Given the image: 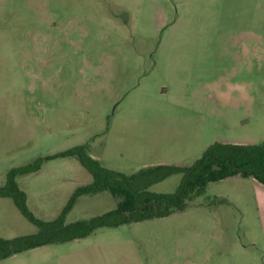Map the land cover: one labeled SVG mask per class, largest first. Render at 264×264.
I'll return each mask as SVG.
<instances>
[{"label":"rangeland","instance_id":"rangeland-1","mask_svg":"<svg viewBox=\"0 0 264 264\" xmlns=\"http://www.w3.org/2000/svg\"><path fill=\"white\" fill-rule=\"evenodd\" d=\"M264 141V0H0V186L8 170L78 145L109 169L190 166L215 142ZM73 158L17 179L56 219L92 181ZM182 175L150 191L173 193ZM258 183L235 176L169 217L103 228L0 264H264ZM82 196L66 223L104 214ZM0 198V238L37 232Z\"/></svg>","mask_w":264,"mask_h":264},{"label":"trees","instance_id":"trees-1","mask_svg":"<svg viewBox=\"0 0 264 264\" xmlns=\"http://www.w3.org/2000/svg\"><path fill=\"white\" fill-rule=\"evenodd\" d=\"M57 158L76 159L93 179L74 190L56 219L45 221L31 212L27 204L28 195L19 187L17 179L38 172L46 160ZM173 175H182L175 192L150 191L153 185ZM235 176L251 177L264 186V141L259 144L215 142L190 166H146L130 175L104 167L90 155L86 144L38 158L30 164L8 170L6 182L0 186V198L11 199L20 213L38 229L31 235L0 238V261L42 246L87 238L103 228H118L169 217L184 211L190 201L204 195L210 183ZM102 192L119 198L116 208L89 219L66 223L68 214L80 197Z\"/></svg>","mask_w":264,"mask_h":264},{"label":"crops","instance_id":"crops-1","mask_svg":"<svg viewBox=\"0 0 264 264\" xmlns=\"http://www.w3.org/2000/svg\"><path fill=\"white\" fill-rule=\"evenodd\" d=\"M257 183H258V188H259V190H258L259 205H260L262 219H264V186L262 184H260L259 182H257Z\"/></svg>","mask_w":264,"mask_h":264}]
</instances>
